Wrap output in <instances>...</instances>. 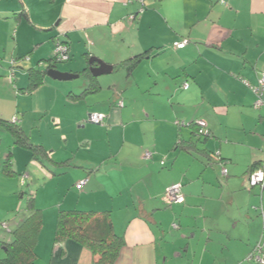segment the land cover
<instances>
[{
  "label": "crops",
  "instance_id": "obj_1",
  "mask_svg": "<svg viewBox=\"0 0 264 264\" xmlns=\"http://www.w3.org/2000/svg\"><path fill=\"white\" fill-rule=\"evenodd\" d=\"M58 42L69 47L64 72L81 78L93 58L114 72L96 78L99 90L89 78L57 85L45 76L32 93L50 86L73 112L51 114L58 143L40 142L43 169L28 149L2 146L5 138L12 146L8 126L27 136L29 111L13 98L19 104L30 71H58L48 63ZM142 55L131 72L116 69ZM263 73L264 0H0V222L14 212L6 223L16 229L28 214L18 193L32 168L65 195L48 212L49 184L34 196L44 209L39 264H98L79 242L57 240L59 213L69 211L109 217L124 241L116 264H264L248 261L264 258V185L250 178L264 162V106L255 108L246 84ZM93 114L105 115V126L85 125ZM198 120L208 137L198 136ZM177 183L185 203L169 207L164 196Z\"/></svg>",
  "mask_w": 264,
  "mask_h": 264
},
{
  "label": "trees",
  "instance_id": "obj_2",
  "mask_svg": "<svg viewBox=\"0 0 264 264\" xmlns=\"http://www.w3.org/2000/svg\"><path fill=\"white\" fill-rule=\"evenodd\" d=\"M142 58L143 55L122 62L116 66V69H127L128 72H131ZM9 63L12 73L14 71V59ZM48 63L49 67H56L57 65L55 58L51 59ZM88 64V67L82 71L81 75L83 74V76H87L91 80L93 90H99L100 87L96 82L97 79L90 72L92 65H90V62ZM93 66H97V64L95 63ZM29 73L30 85L27 92H33L43 84L46 72L32 70ZM14 79L15 75L12 78L13 84ZM257 85L258 82L254 86ZM8 128L17 139L16 143L19 146L28 150L31 149V145L27 143V138L23 136L21 129L19 130L13 126H8ZM197 134L199 137H206L202 134L200 135L198 132ZM41 152L40 154L48 157L49 153H46L44 150ZM9 163L10 161L6 163L5 170L8 174H13L10 170ZM22 182L24 185L27 183L26 177L22 178ZM30 199L28 214L18 222L16 229L10 223L0 222L2 225L1 232L5 236L12 238L8 243H3L6 252L4 258L0 259V264H39L36 244L43 226V211L37 208L33 194ZM94 217L95 214L93 212H60L56 238L57 240L71 239L79 242L92 252L98 264H116L121 249L124 247V241L115 235L112 222L108 216H102L97 219H94ZM3 224L7 225L6 228L3 227ZM3 238L5 237L3 236Z\"/></svg>",
  "mask_w": 264,
  "mask_h": 264
},
{
  "label": "rangeland",
  "instance_id": "obj_3",
  "mask_svg": "<svg viewBox=\"0 0 264 264\" xmlns=\"http://www.w3.org/2000/svg\"><path fill=\"white\" fill-rule=\"evenodd\" d=\"M27 58V57H26ZM54 58V55L52 57V59ZM13 59H10L8 62H12ZM71 62H66V63H59L57 64V70L59 72L62 73H66L64 72V67H66L67 65H69ZM16 67V66H15ZM22 68V67H20ZM19 69H15V71H17ZM91 72V70H90ZM104 77H111V76H104ZM87 76H83L79 79L73 80V81H69V82H58V81H54L52 79H50L52 82L56 83L57 85H63V84H82L84 83L85 80H87ZM20 81L19 78L14 79V85L17 86L18 82ZM14 87V86H13ZM15 88H18L15 87ZM27 88H19V90L17 91V93H19L21 95V98L19 99V104H18V100H16L15 98H13V105L14 106H20V109L22 110H27L29 111V117H28V121L26 122V131H27V136L26 134L23 136L26 138L27 137V143L29 145H31V149L29 150L30 152H28L31 156H34L35 159L41 164V168L46 169V167L48 166L46 162L43 161V154H40L41 151H43L44 149L42 147H40V142L44 143L46 145V149H50L52 148V146H54L56 143H58V139L55 137V135L53 134L54 132L52 131L50 124H49V119L52 120L51 118V114H56V115H60L61 113H63L65 116L71 115L73 112L71 109H66L65 107H63L62 103H61V99L59 98L58 95H55L56 93L53 92V90L51 89L50 86H43L44 90L43 92L40 93V91L37 94H32L34 92H36L37 90L33 91V92H27L25 89ZM24 90V91H23ZM23 91V92H21ZM31 94V95H29ZM29 95L28 99H24L23 96ZM49 110V111H46ZM51 110V111H50ZM41 112V114H40ZM42 112H45V115L43 117ZM22 113H19L18 116L22 117ZM91 125L93 127H99L98 125L95 124H91L89 122H86L85 125ZM19 129V128H18ZM20 130V129H19ZM10 135L12 136V141L11 147H7L9 140L8 138L4 139L3 142V146L2 148H4V150H8V152H11V148L14 147H19V145L16 143L17 139L10 133ZM20 148V147H19ZM41 148V149H40ZM96 150H94L92 153H94ZM42 153V152H41ZM48 162V161H47ZM28 173L30 174V177H26V182H27V186L23 188V190L21 192L18 193V199L22 196V194H25V198L23 199L24 202V208H26L29 204L28 202V197H31V195L33 194L35 196V194L40 190V187H46V185L49 184L48 186V193H49V199L45 201V204L48 208L46 210V212L50 211V210H54V207L57 205L59 202H61L63 200V198L65 197V195H59L57 188L54 184L49 183L48 177L42 176V174H38V173H33L32 168L28 169ZM24 176L21 177V179ZM46 189V188H44ZM38 209H41L40 207L37 206ZM43 214H44V209H43ZM14 216V212L12 213V217L6 219V221H1V222H10L13 219ZM1 224H0V236H1ZM5 250H4V246H3V242L0 241V255L4 256L5 255Z\"/></svg>",
  "mask_w": 264,
  "mask_h": 264
},
{
  "label": "built area",
  "instance_id": "obj_4",
  "mask_svg": "<svg viewBox=\"0 0 264 264\" xmlns=\"http://www.w3.org/2000/svg\"><path fill=\"white\" fill-rule=\"evenodd\" d=\"M225 2V0H222ZM131 19H134L135 16H131ZM189 41L188 40H183L179 42H175L173 44L174 48L176 49H184L188 45ZM54 58L57 64L59 63H66L70 61V54H69V47L66 43L63 42H58L54 51ZM14 77V74L10 76V82H12V78ZM248 86L251 87L253 92L255 93L257 100L255 102V108L260 109L264 106V73L261 75L258 81L257 86L250 85L249 83ZM189 83H185L184 89L188 90L189 89ZM120 106L123 107L124 103L121 102ZM89 123L99 125V126H105V120L106 117L103 114H93L89 117L88 119ZM17 120L14 119L13 123H16ZM198 129H199V134L204 135L206 137L209 136V131L207 130V124L202 121L198 120L196 121L195 124ZM144 158L146 160H150L152 158V153L151 152H146L144 154ZM165 162H162V165H164ZM223 174L225 176L228 175V169L224 168L223 169ZM251 183L253 186H263L264 185V162L261 164V166L255 170L251 175ZM86 184V181L81 182L80 184L77 185V188L81 190ZM164 200L166 204L170 207L172 205H182L185 203V196L183 194V185L181 183L173 184L170 187L167 188ZM6 224H3V227L6 228ZM259 249V248H258ZM257 252V251H256ZM251 260H257L260 261L261 263H264V258H262L261 255L252 254L249 258L248 261Z\"/></svg>",
  "mask_w": 264,
  "mask_h": 264
},
{
  "label": "water",
  "instance_id": "obj_5",
  "mask_svg": "<svg viewBox=\"0 0 264 264\" xmlns=\"http://www.w3.org/2000/svg\"><path fill=\"white\" fill-rule=\"evenodd\" d=\"M97 64V66H93L94 64ZM90 65H92L91 68V74L95 77V78H100L106 75H110L114 72V67L112 65H108L105 62L97 59V58H93L90 60ZM44 72H46V76L54 79V80H58L61 82H69V81H73L76 79L80 78V75H75V74H71V73H62L59 71H56L54 69H46Z\"/></svg>",
  "mask_w": 264,
  "mask_h": 264
}]
</instances>
